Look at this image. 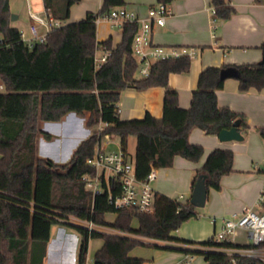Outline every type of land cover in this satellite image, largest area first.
Here are the masks:
<instances>
[{"label":"trees","instance_id":"1","mask_svg":"<svg viewBox=\"0 0 264 264\" xmlns=\"http://www.w3.org/2000/svg\"><path fill=\"white\" fill-rule=\"evenodd\" d=\"M45 8L65 21L50 30L42 42L30 43L22 31L11 25L10 0H0V264H44L47 244L54 224H70L81 234L78 262L84 264L90 238L101 237L102 246L94 254V264H142L145 259L130 255L131 250L145 244L140 238L107 233L70 222L71 216L95 225L112 227L138 236L161 241H174L175 248L204 256L206 264H231L227 253L214 246L239 245L217 241L213 237L195 241L173 235L183 222L197 216L190 202L172 198L164 193L156 195L153 211L116 209L108 202V191L93 195L82 175L94 174L86 159L94 154L99 138L116 134L124 139L136 138L135 170L142 179L151 165L159 168L173 165L176 155L199 159L202 148L189 141L194 127L207 134L218 135L222 129L240 121V129L247 134L258 131L264 140V126L252 127L246 116L229 107H220L217 90L225 85L221 70L234 66L239 70L241 90L264 88V42L258 62L208 66L199 73L189 108L179 106L177 90L169 84L171 73L190 71L192 58L173 56L156 61L146 77L138 76L139 63L133 54L134 37L139 29L137 21H127L120 28L121 42L114 45L112 36L97 39V15L125 6V0H103L101 9L89 11L79 20L68 21L71 8L81 0H43ZM167 5L173 0H158ZM264 2V0H256ZM216 17L227 19L235 9L228 0H210ZM110 50L107 60L96 68L99 50ZM165 88L163 115L147 111L141 118L122 119L118 112L124 89ZM75 112L86 118L87 127L95 128L83 139L65 163H59L38 153V136L51 139L42 131V121H61ZM230 151H214L204 167L206 185H220V176L232 169ZM116 213L114 221L106 214ZM137 220V225L133 222ZM197 245V246H195ZM247 264H263L260 259L241 258Z\"/></svg>","mask_w":264,"mask_h":264},{"label":"crops","instance_id":"2","mask_svg":"<svg viewBox=\"0 0 264 264\" xmlns=\"http://www.w3.org/2000/svg\"><path fill=\"white\" fill-rule=\"evenodd\" d=\"M125 1L126 7L136 10L140 15H146L148 9L159 2L158 0ZM228 1L235 11L231 17L219 19L213 13L210 0H173L170 3L171 11L164 26L154 25L152 35L157 44L178 50L187 48L195 52L191 57L190 71L171 73L169 76V84L177 90L179 106L182 108L190 107L199 73L206 67L253 63L262 58L260 46L264 42V2H256V0ZM102 4L103 0H99L97 8H85L81 13L83 16L79 15L73 18L74 4L68 21L82 19L89 11L97 12L101 9ZM10 5L11 25L19 28L27 40L32 39L30 30L32 23L37 25L40 34L47 33L46 27L37 23L30 16V13L41 17L46 16L48 10L45 8L43 0H10ZM97 24V39L104 40L112 36L114 45L121 42V29L111 28L106 20ZM101 51L104 50L101 49ZM164 92L163 86H153L142 90L124 89L119 100L120 117L127 120L141 118L147 111L156 117H161L164 109ZM217 101L220 107H229L237 112H242L252 127L264 126V88L241 90L239 80L236 77H229L226 78L224 87L217 90ZM59 124L62 126L60 148L54 152L59 157L60 154L62 156L69 151L70 154L68 153L67 157L56 160V162L65 163L70 160L74 150L83 139L73 145L71 144L72 140L81 133L83 128L86 130L84 138L86 139L93 128H85L84 117L78 116L75 112L67 113ZM242 133L243 140L223 141L218 135L207 134L203 129L194 127L189 133V141L202 148L199 159L176 155L172 166L158 169V177L153 182L156 192L187 201L191 198L197 171L205 166L214 151H230L234 159L232 160V169L220 176L219 187L213 185L207 187V200L201 211L196 212V217L183 222L184 224L174 230V236L195 241L209 239L221 229L224 219L234 217L247 207L256 208L260 196L264 192V140L254 129H251L247 134ZM181 195L183 197L180 199ZM261 205L264 206V200ZM115 218L116 213L112 220L107 217L106 220L114 221ZM105 228L120 231L112 227L96 225V229L100 231L106 232ZM120 233L123 236L128 234L123 231ZM232 240L239 245L251 242L249 233L245 230L237 231ZM154 244L170 247L180 245L174 241L156 239H154ZM47 251L44 264L68 263L64 245L54 243L52 228ZM72 252L69 261L74 264L75 250L73 249ZM183 253L175 248L155 247L152 250L153 255L149 260L145 259L142 264H174L182 258ZM203 264H206L204 256Z\"/></svg>","mask_w":264,"mask_h":264},{"label":"built area","instance_id":"3","mask_svg":"<svg viewBox=\"0 0 264 264\" xmlns=\"http://www.w3.org/2000/svg\"><path fill=\"white\" fill-rule=\"evenodd\" d=\"M216 16L215 8H212ZM170 5L158 2L150 7L146 15H140L134 9L126 6L117 7L109 12L97 15L95 20L100 22L106 20L111 28H121L127 21H137L139 29L134 37L133 54L139 63L138 73L146 77L150 73L151 66L160 59L187 54L194 56L193 50L183 48H168L157 44L153 40V28L155 24L163 25L170 14ZM37 23L47 29V33L55 27L65 24V21L58 19L49 11L45 17L35 13H30ZM32 39L30 43L42 42L46 39V34H40L36 24L30 27ZM23 37L24 33L22 32ZM27 40V39H26ZM110 50H104L103 54L95 57L96 68L100 67L109 58ZM5 90L4 83L0 80V91ZM118 112L120 108L118 107ZM106 123L100 122L96 128L103 129ZM86 164L92 168L94 174L85 173L82 180L87 189L91 190L93 195L98 192L108 191V202L116 209H133L137 211L150 212L154 210L156 201V189L153 182L158 177V167L151 165L147 175L140 179L135 170V161L128 149L126 139L116 135L106 133L102 135L96 146L94 154L86 159ZM181 195L179 198L181 199ZM264 192L261 194L256 208L247 207L232 218H226L223 221L221 229L213 237L215 240L223 242L230 241L239 230H245L249 233L250 241L243 245L234 246H214L213 249L227 253L231 264H247L242 261V257L260 259L264 264ZM89 230L95 229L96 225L92 221H85ZM196 254L184 252L182 258L174 264H196ZM87 259L85 260L86 263Z\"/></svg>","mask_w":264,"mask_h":264},{"label":"rangeland","instance_id":"4","mask_svg":"<svg viewBox=\"0 0 264 264\" xmlns=\"http://www.w3.org/2000/svg\"><path fill=\"white\" fill-rule=\"evenodd\" d=\"M99 4V0H82L79 3H76L73 8H72V16L75 18V16L81 15V13L85 10V8H97ZM44 15V13H42ZM83 16V15H81ZM103 54L101 50L97 52V56L100 57ZM137 75L139 76V73L137 72ZM4 91V90H3ZM88 117V114L84 117L85 121L86 118ZM60 121H42L40 124V129L42 131L48 132L52 134L51 139L45 138L43 134L38 136V153L39 155L49 156L50 158L54 159L55 161L57 158L58 160H62V158L67 157L69 151L65 153L64 155L61 156V154L57 155L54 151H57L60 148L59 141H60V134L62 132V126L59 124ZM85 128L87 127L86 125L84 126ZM89 128V127H88ZM92 131L94 130V127ZM86 130L81 131L77 135L76 138L72 140V145L76 144L77 141L82 140L85 138V133ZM71 145V146H72ZM128 149L129 152L132 154L133 157H135V152H136V138L134 136H129L128 137ZM70 154V153H69ZM61 157V158H60ZM203 207H197L195 208L196 212H200ZM115 216L114 212H109L106 214V217L110 220H112ZM196 217V216H195ZM69 219L70 222L76 223L79 225H84L86 226L85 221H81L75 216H71ZM133 222L134 226L137 224V220H134ZM106 232L109 233H120V231H113L110 228H105ZM52 235L54 237V243L59 244L62 243L64 245V248L67 251L66 257L68 258L67 264H72L69 260H71V253L72 250H75L74 258H75V263L74 264H79L78 262V256H79V250H80V244L82 240V234L73 226L70 224H54L52 226ZM127 236H135L137 238H140L142 241L145 242V244L138 245L133 250H131L130 255L135 256V257H142L144 259H148L151 257L152 250L155 249L156 246H154V239L147 238V237H142L138 235H131L127 234ZM156 242V241H155ZM103 239L101 237H96V238H90L89 246H88V253L86 254V263L84 264H94L93 258L96 250L102 245ZM196 264H203V256L201 254H196Z\"/></svg>","mask_w":264,"mask_h":264},{"label":"water","instance_id":"5","mask_svg":"<svg viewBox=\"0 0 264 264\" xmlns=\"http://www.w3.org/2000/svg\"><path fill=\"white\" fill-rule=\"evenodd\" d=\"M12 18V15H11ZM239 70L234 66H229L221 70V77H238ZM240 121L235 120L232 127L224 128L219 133V138L223 141L243 140L244 135L240 129ZM207 200V185L205 174H200L193 184L190 202L196 207H203Z\"/></svg>","mask_w":264,"mask_h":264}]
</instances>
